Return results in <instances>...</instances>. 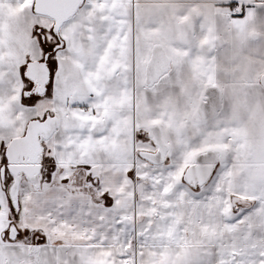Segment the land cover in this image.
Here are the masks:
<instances>
[{
	"label": "crops",
	"instance_id": "crops-1",
	"mask_svg": "<svg viewBox=\"0 0 264 264\" xmlns=\"http://www.w3.org/2000/svg\"><path fill=\"white\" fill-rule=\"evenodd\" d=\"M93 1L87 0L83 8H91V3H97L105 17H99L97 24L94 19L87 20L86 27L107 28L105 32L109 35L105 37L109 38L110 43L104 46L107 49L115 47V41L120 37L123 39V45L116 48L127 52L122 56L125 67L130 62L129 54L140 47L130 37L139 39L146 35L153 38V44L161 42L167 55L175 58L181 69L178 75L180 79L200 81L202 88L220 83V86L224 85L222 89H226L225 101H222L215 116L201 123H189L190 108L178 99L176 93L182 81L178 79L181 81L178 83L177 78L169 80L173 76L162 79L154 87L153 99H139L137 115L139 119H144L139 124L141 136L144 137L147 132L146 125L158 123L167 129V137L173 136L175 140V145L163 153L160 162V158L155 156L153 160L144 157L138 161L137 156L128 155L121 160L111 154L109 149L113 141L123 139L121 129L125 130L129 121L131 123V119L126 123L118 116L114 121V140L110 136L106 138L103 132L95 133L93 129L84 140V146L77 143V136L72 138L76 144L71 149L67 148V143H60L59 139L58 142L51 139V147L53 143L57 147L50 149V156L55 152L62 166L68 168L63 175L74 176L77 188L64 189L66 198L56 194V191L63 189L58 185L44 192L38 191L40 186L36 188V185L23 195L17 216L22 213L25 223H17L12 237L9 236L6 222L12 220L16 223L12 216L0 219V264H16L22 259L33 261L34 249L41 251L40 264H81L79 256L86 258L85 264H202L201 255L206 252L203 249L207 248L197 246L210 247L209 252L213 253L211 264H264V87L261 84L264 37L255 47L247 43L255 28H264V0ZM222 4L231 5L230 9L235 11L233 18L228 17L229 12L217 11L218 5ZM7 5L18 7V10L24 8L26 13L33 11L29 3L21 6L13 1ZM100 7L96 10L98 13L101 12ZM146 11H151L155 16L140 19L142 12ZM240 11L242 14H239ZM78 17H81V12ZM161 19L164 21L160 22ZM77 20L75 17L72 22ZM28 26H22L21 22L16 26L20 33L18 38L24 39L28 35L35 40L37 35L25 29ZM65 27L66 35L70 28L78 29L80 25L76 27L69 22ZM189 27L194 40L191 44L181 40ZM9 32L7 25L0 21V51L8 48L6 36ZM3 36L7 40L4 41ZM40 41H36L38 47L43 46L44 42ZM24 47L22 53L29 55L31 47ZM254 69L263 71L257 74ZM249 71L253 79L249 76L251 83L243 85L242 79L248 77ZM2 74L0 78H3ZM14 83L12 72L7 82L0 79V113L4 114L3 118L10 125V131L5 129V123L1 126L5 133L4 138L0 139V157L13 137L24 134L30 119L18 103L19 98L11 96ZM119 90L123 94L122 103L126 106L131 104L126 86H117L116 91ZM117 101L115 99L109 103L114 106ZM66 137L68 135L63 139L69 141ZM157 147L153 145V154L159 151ZM250 149L256 152L255 159H252ZM143 151L152 153L146 148ZM84 152L97 154L96 157L106 161L103 188H96L100 189L99 192L79 187L87 176L79 164L76 167L67 166L71 153L82 155ZM204 154L215 157L217 162L209 180L202 186L193 187L184 177L189 167ZM132 158L137 162L139 174L148 179L152 176L157 183L165 185L160 199L165 206L158 211L153 227L147 226L141 230L140 242L136 236L135 241L131 240V234L127 233L126 244H119L116 243L117 231L119 234L122 231L119 224H124L121 217L135 215L129 214L124 207L106 205L103 193L110 188L118 200L120 196L117 193L129 189L128 169ZM3 188L0 170V199L3 201L1 206L5 207L7 199ZM61 201H65L67 206L58 216L51 217L46 212L45 204H59ZM68 211L70 214H65ZM187 212L197 213V227L190 225L185 230L183 225L187 224ZM59 216L63 217V222ZM47 250L50 253L52 250V254L47 256ZM189 252L194 255L192 261Z\"/></svg>",
	"mask_w": 264,
	"mask_h": 264
},
{
	"label": "flooded vegetation",
	"instance_id": "flooded-vegetation-1",
	"mask_svg": "<svg viewBox=\"0 0 264 264\" xmlns=\"http://www.w3.org/2000/svg\"><path fill=\"white\" fill-rule=\"evenodd\" d=\"M12 1H10L11 3ZM87 0L83 3V5L79 8L78 12L71 18H75L79 15L80 9L83 8L86 4ZM35 3L36 0L31 1V8L34 11L35 15H37L39 18H42V14H38L35 12ZM98 13L97 11L94 12V15ZM5 14V13H4ZM52 21V27L54 30V25L56 20L52 17L46 16ZM96 17H98L96 15ZM151 19L153 18V13L151 11L142 12L140 15V19ZM70 19V20H71ZM69 20V21H70ZM68 22V21H67ZM52 30V28H51ZM61 30V29H60ZM190 27L189 31L183 34L181 37L182 41H186L189 44H191L193 40V35L190 34ZM38 35H40V40L44 42L46 39V35L42 33L41 29H37ZM51 39V40H50ZM52 44L47 48V50L39 51L37 55H34L33 57H30V55H25L22 59L26 61V64L23 68V77L24 82L21 84L23 89V95L30 99L37 96H43L45 94H50V90H53L54 95V114L53 116L57 118V128L55 129L53 135L49 138L57 141L58 139L60 143L64 142L67 143V148L71 149L73 147V141H65L63 139L64 136L69 134H75V132H87L90 129H93L95 133H100V130H103L104 135L106 138L109 136L112 137L113 128H114V121L115 117L113 113L110 111H105L104 114H97L98 108L96 109V106L94 103L96 101L95 97L92 96L89 100L91 101L88 105V109L90 110L88 113L91 115V120L93 121V128H91V123H88L86 120L79 117L77 114H75L74 110L71 108V102H75L77 100V97L84 96L88 94V91L82 92V91H75L71 90L68 87L71 83H69V80L71 78V75L73 71L76 68V61L74 60V50L73 48L70 49L69 44L70 42L67 41V39L63 38L62 33L54 32V34L48 39ZM47 40V41H48ZM138 45H140L139 48L134 49L132 51V54H129V65L127 68H124L122 71L121 69L113 71L112 69H100L98 70L97 76H100V73L104 76L107 87L104 90H99V93L101 94V102L107 103L109 101H113L117 99V103L121 102V98L123 97L122 91H116L112 90L109 91L110 87H117L118 79L123 77H128L126 79V91L130 94L131 102L134 101L133 110H134V116L131 118V111H130V105H127L126 108L122 106L119 109L120 113H125V119H121L122 121L131 119V123L129 121V125L126 127V129L122 130L120 135H123L124 138L121 140H115L113 141L110 152L111 154L121 160H125V158L128 155H131L132 157L137 156L138 161L142 160L144 158L142 152L143 150H151L153 153V145L154 147L161 146L164 147V151H167L170 147H173L175 145V140L173 136L167 137L166 132L167 129L159 125L158 123L148 124L147 132L145 133L144 137L141 136L139 129H141L139 124L144 122V119H139L137 112H138V100L143 99H153V92L154 87L161 82L164 78H172L169 80H172L174 78L180 79L178 75L180 74V65L176 62L175 58H171V68L168 72L163 74L161 77H159L156 81V79L159 76L160 71L164 69L163 67H160V69H157V65H153V59L154 61L160 60V43L161 42H155L153 44V38H149L146 35L141 36L139 39ZM65 44H68V48H65ZM97 65V64H96ZM150 66H152L150 68ZM8 70V68H5ZM5 71L0 69V73H4ZM7 72V71H6ZM9 72V71H8ZM3 78L1 79V82H7L10 77L8 73L2 74ZM182 81V85L180 86V89L176 92L178 95V99L183 101L187 108H190L189 115L190 120L194 122V120H197L196 118H200L203 114L204 106L208 104L209 101L212 100L214 95L218 92H220L221 96V104L225 101V93L226 89H222L220 86V83L213 85L214 83L210 84L207 87H201L200 81H196L195 79H180ZM178 80V83L181 81ZM51 85V87H50ZM94 87L98 90L97 86L94 84ZM167 87V86H166ZM52 88V89H51ZM165 88V87H163ZM201 88V89H200ZM200 90V92H199ZM207 93V94H206ZM246 94H248V91L246 89ZM208 95V96H207ZM53 97V96H52ZM223 101V102H222ZM130 102V103H131ZM108 104V103H107ZM66 106V110H65ZM132 106V105H131ZM220 110V108L216 111L215 114L210 116H215L217 112ZM85 112V111H84ZM130 118H126L129 117ZM209 116V117H210ZM49 117V115L47 116ZM46 117V118H47ZM187 117V118H188ZM45 118V119H46ZM118 118V117H117ZM43 119V120H45ZM120 119V118H119ZM128 122V121H127ZM126 122V123H127ZM27 128V127H26ZM195 129L198 128L197 125L194 127ZM26 131V130H25ZM25 133V132H24ZM160 135L158 141L155 139V135ZM169 135H172L171 132L168 131ZM115 139V136L112 137V140ZM54 141V142H55ZM143 141L144 148H141L139 144ZM156 143H155V142ZM153 142L155 144H153ZM172 144H171V143ZM53 143V142H52ZM151 144V145H150ZM43 150V157H42V166L39 174V179L34 182L31 181V179H28L26 177V173L24 172V175H22L21 181L24 179L26 181H29V183H41L40 188L38 191H46V189H50L53 186V183L51 185L52 180H57V182L61 185L63 188H77V179L74 176H64L63 173L66 169H68L65 166H62L63 164L60 162L59 158L55 154V152H52V156L45 159V150L46 146L44 145ZM53 149L57 147L55 143L52 145ZM159 148L157 147V150ZM55 151V150H54ZM147 152V151H146ZM5 156V152H4ZM97 154H94L92 152H84L82 155H77V153H71V157L67 163L68 167H76L78 164L82 167L83 172L87 174L86 178L84 179V183H81L79 187L83 188H89V189H95L96 188H103V167L106 163L105 160L100 159ZM37 154L30 153L28 159L29 160H36ZM149 159L153 160V156H148ZM6 159V158H5ZM201 158H197L199 160ZM196 160V161H197ZM112 161V160H110ZM64 167V168H63ZM17 170H21V168H18ZM25 170L30 171V167L28 169V166H25ZM33 172V173H32ZM32 172H30L31 176L34 177V169H32ZM129 184H132L134 186V191L132 196H129L128 190L132 188L130 185L128 190H123L121 192H118L117 195L120 197L117 200L116 194L112 191L110 188H106V191L103 193V200L106 205L109 207L113 205H117L118 207H124L126 208V211L129 212L131 215H136V208L129 207L131 205L134 206V197L136 196V190L135 187L137 183L139 182V179H144L145 175L139 174L138 165L134 158H132L131 163H129ZM6 173H9L8 165H7V159L5 160V164L2 166V174H3V181L7 184V190L9 199L11 201V208L3 207L0 208V210H8L12 211L13 208H19L21 206L20 200L18 198V188L20 183L16 186V178L14 175L9 173V176H6ZM53 173V177H51L49 174ZM47 174V175H46ZM59 178L57 175H59ZM44 177V179H43ZM69 177L70 179H66ZM46 180V181H44ZM78 187V188H79ZM98 190V189H97ZM116 200H121L120 203H116ZM9 214V213H7ZM7 224L9 225L10 234L9 236L12 237V233L16 229L17 223H14L12 220H6ZM41 252V251H40Z\"/></svg>",
	"mask_w": 264,
	"mask_h": 264
},
{
	"label": "rangeland",
	"instance_id": "rangeland-1",
	"mask_svg": "<svg viewBox=\"0 0 264 264\" xmlns=\"http://www.w3.org/2000/svg\"><path fill=\"white\" fill-rule=\"evenodd\" d=\"M10 1L12 2L15 1L18 4H21V6H24L27 3L31 5L32 0H29V1L28 0H0V21L3 25H7L10 31L8 35L6 36L8 37V40L6 39V37L3 36V40L4 41L7 40L6 42L9 45L7 48L8 50L5 47L4 49L0 51V69L5 71L4 73H8L9 77L11 76V72H12V75H14V79H15V83L13 84L14 89L10 93L13 98L14 97L17 99L19 98L18 103L20 104L22 109L25 110V114L28 115V117H30L31 120L32 119L43 120L48 115L53 116L54 114L53 90H50V94H45L43 96H40V97L37 96V97L30 98V99L26 98L23 95L24 88L22 87L21 84L25 80L23 77V68H24V65L26 64V61L25 60L22 61V59L24 58V54L22 53V49H23L22 46L25 45L27 47L26 44H29L28 47H31L32 49L31 52H28L30 57L37 55L39 51L47 50V48L52 44L51 42H48L49 41L48 39L54 34V30L52 27V21H50V19L46 16H42V18H39L37 15H35L34 11H32V8L30 9L32 12L26 13L24 11V8L18 10V7L7 5V3H10ZM100 1H106V0H99L97 2L99 3ZM117 1L122 3L125 0H117ZM93 2H96V0H94ZM93 4L91 3V8L85 7L83 9L82 8L80 9L81 17L77 16L78 18L77 21L72 22V20L75 19L73 18L67 22V23L70 22L71 25L75 24L76 27L80 25L78 29L70 28L68 30L69 31L68 34L65 35L64 30L67 27V26L65 27V25L67 24L65 23L64 26L60 30L63 38L67 39V41L71 43L72 47H70V49L73 48L74 53H75L74 60L76 61V68L71 75V78L69 80V83L71 84L68 88L71 90H75V91H82V92L88 91L87 95L79 96L77 97V100L75 102H71V108L72 110H74L75 114H77L82 119L86 120L88 123H91V125L93 121L91 120V115L88 113L90 111L88 109V105L91 102L89 99L92 96L95 97L94 101L96 102L94 103V105L96 106V109L98 108L97 114L102 115L104 114L105 111H110L111 113L114 114V116H118V118L120 119H125L126 111L124 113L119 112V109L122 106L126 108L125 103L118 102L114 106H112L109 102H107L108 104L101 102L102 97H101V94L99 93V90L102 91L106 89L107 83H106L104 76L101 73H100V76H97V73H98L99 68L109 69V70L112 69L113 71L118 70V69H121L123 71L124 68H127L125 67L124 62L122 60L123 59L122 56L124 54H127V52L122 48L121 49L116 48L119 46L121 47L123 45V39L120 37L119 39L115 41V47L111 49H107L104 47L106 44L107 45L110 44L109 38L105 37L109 35V33L107 35V33L105 32L107 28H105L104 30H101L99 26L92 27V28L86 27L87 20L94 19L95 24H97L98 18L101 17L102 15L104 16V11L102 10V8L97 3H93ZM99 7H100L101 12L96 13L98 17H96V15H94L93 17V12H95ZM230 8H232L230 4H222V5H218L217 11L223 10L225 12H229L228 17L231 19L233 18L232 16H233V13H235V11H233V9H230ZM4 12L5 14L1 15V13H4ZM239 14H242V11H240ZM161 21H164V19H161L160 22ZM20 22L22 23V26L26 27L27 25H29L28 26L29 28H25V29H28L29 31L32 30V32L35 35H37L35 40L27 37L28 35L24 39L18 38L20 33L19 31H17L16 26H18ZM91 24H94V22H92ZM81 25H83V27H81ZM106 27H107V22H106ZM38 28H40L42 33L46 35L45 36L46 39L44 40V43H43V46L45 45V48L43 46L42 47L37 46L36 41H38L39 43L41 42L40 35H38V32H37ZM91 34H94V36L92 37ZM35 35H32V36H35ZM263 37H264V28L257 27L254 29L253 33L249 35L247 43L250 47H255L257 43L260 42V40ZM130 38L131 40H134V43L136 45H138L139 43L138 37L135 38L134 36H131ZM65 48H66V44H65ZM5 68H8V70H6ZM262 71L254 69V72L257 74ZM260 75L261 74H259L258 76L260 77ZM249 76H251L252 78L251 71L248 72V77H244L242 79L243 85L251 83V81L249 80ZM117 82H118L117 86L119 88L121 86L123 87V85L126 86V79L123 77L119 78ZM94 84L97 86L98 90L94 87ZM1 85H3V83H1ZM221 87L224 88V85H221ZM241 89L242 88H240V90ZM112 90H116V88L110 87L109 91H112ZM230 93L231 94L233 93L231 89H230ZM131 105H130V111H131V118H132L134 116V110H133L134 101L131 102ZM28 106L32 108L29 109ZM65 110H66V106H65ZM6 113H8V111H6ZM3 116L4 114L0 113V139L4 138L3 135L5 133V130L1 128L3 123H5L4 125L5 129L10 131V125L8 121L3 118ZM10 117H12V115H10ZM14 123H15V119H14ZM98 131L104 132L103 130H100V129ZM90 133H92L91 130H88L87 132L80 131V134H76V135L69 134L68 137H66V139L68 138L69 142H71L73 141L72 138L77 136L78 137L77 143L82 144V146H84L86 144L84 140L87 138L88 135H90ZM7 135L8 134H6V136ZM50 141L51 139H47L43 142V145L46 146L45 159L50 157V149L52 148ZM73 144H76L75 139H74ZM139 146L141 148H144V147L146 148V146H144L143 141H141ZM74 149H76V147H74ZM250 151L252 153L251 154L252 159H255V156L257 155L256 152L253 149H250ZM258 155L261 156V154H258ZM5 160H6L5 156L4 154H2V156L0 157L1 167L5 164ZM49 175L53 177L54 174L51 173ZM59 176L60 174L57 175V177ZM66 179H70V178L67 177ZM52 183L53 185H56V186L61 185L55 179L52 180L51 185ZM40 184L41 183L39 182L35 184L29 183V181H26L23 179L18 188V198L20 202H21V198L23 195L28 194L32 189H34V186L37 185L36 186L37 188L38 186H40ZM130 185L132 186V188L128 190L129 191L128 194L129 196H132L133 191H134V186L132 184ZM3 187L5 191L4 194L7 199L6 207L10 209L12 205H11V201L8 195L7 184L4 181H3ZM164 188H165V185L161 183H157V181H155V178H153L152 176H150L149 179L148 177L144 179H139V182L137 183L135 187V190H136V196L134 197L135 205L134 206L132 205V200H131V205H129V207L136 208V215L135 216L128 215L127 218L121 217L124 224L122 223L119 224V230L122 226V231H120L119 234L117 231L116 243L126 244L125 238L127 236V233L131 234V240L135 241L134 236H136V240H138V242L141 241L142 239L141 230H143L147 226L153 227V221L155 220L158 211L160 210V208L165 206V203L160 201ZM64 189L69 191L70 189H73V188L72 187L63 188L59 191H56V194H60L66 198L67 192H65L66 190ZM95 191L99 192L100 189L95 190ZM120 202L121 200L117 201L116 203H120ZM2 204H3V201L0 199V207ZM65 206H67L65 201H61L59 204H56V203L51 204L50 202H47L45 204L46 212L49 215H51V217L58 216L62 208ZM13 209L14 210L12 211L0 210V219L2 218L6 219L8 216L9 217L12 216V219L19 225L25 223V219L22 216L21 210H20L21 214L17 216L18 210L20 208H13ZM68 213L70 214L69 211L66 212L65 214H68ZM59 218L61 222H63L64 220L63 217L59 216ZM186 220H187V224L183 225L185 230H187L190 225L193 227H197V213L196 212L194 213L187 212ZM189 221H192V222L189 223ZM72 225L74 226L75 223H72ZM161 244L166 245L165 243H161ZM197 247L200 249H203L202 247L207 248V249H203V250H206V252L201 255V257H203L202 264H211V261L213 260V253L209 252L210 247H206V246H197ZM50 248L52 249V247ZM63 248L66 250V247H63ZM49 253L50 251L46 253L47 256L49 255ZM50 254H52V250ZM167 256L171 257V255H167ZM188 256H189L190 261L194 259V255L192 254V252H189ZM123 259L124 258L122 257L121 260ZM78 260H79V263L81 264L86 263V258L84 257L79 256ZM53 264H57V263L54 262ZM61 264H65V263H61Z\"/></svg>",
	"mask_w": 264,
	"mask_h": 264
},
{
	"label": "water",
	"instance_id": "water-1",
	"mask_svg": "<svg viewBox=\"0 0 264 264\" xmlns=\"http://www.w3.org/2000/svg\"><path fill=\"white\" fill-rule=\"evenodd\" d=\"M85 0H36L35 12L38 14L46 15L52 17L56 20L54 25V32H59L63 25L69 21L83 5ZM155 14H153L154 16ZM160 60L154 61L153 65H157V69L163 67L160 71L159 76L154 79L156 81L159 77L169 71L171 68V58L167 55L165 48L160 44ZM152 66H150L151 68ZM261 84L264 87V74L261 77ZM207 94V93H206ZM208 96V95H207ZM221 96L220 92L216 93L211 101L204 106L203 114L200 118H196L197 121H203L206 117L213 115L220 108ZM57 118L49 116L45 120L35 119L32 120L26 129V132L22 136L13 138L6 147L5 156L7 159V165L9 173L15 176L16 186L20 183L22 175L26 173V177L31 179V181L36 182L39 179V174L42 166L43 157V140L48 139L55 129L57 128ZM160 135L156 134L155 139L158 141ZM164 147H160L159 151L155 154L142 152L143 156H155L160 162L162 159V152ZM37 154L36 160H29V154ZM193 165L189 167L185 174V181L193 186L204 185L211 177L217 159L215 157H210L209 154H204L199 156ZM216 160V161H215ZM157 161V162H158ZM25 166H28L29 170H25ZM21 168V170H17ZM34 169V177H30ZM33 173V172H32Z\"/></svg>",
	"mask_w": 264,
	"mask_h": 264
},
{
	"label": "trees",
	"instance_id": "trees-1",
	"mask_svg": "<svg viewBox=\"0 0 264 264\" xmlns=\"http://www.w3.org/2000/svg\"><path fill=\"white\" fill-rule=\"evenodd\" d=\"M2 208V206L0 207ZM34 260L33 261H27L25 259L19 260L16 262V264H40V252L39 250H33Z\"/></svg>",
	"mask_w": 264,
	"mask_h": 264
}]
</instances>
